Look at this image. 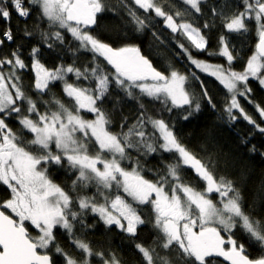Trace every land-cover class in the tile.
Listing matches in <instances>:
<instances>
[{
    "label": "snow or ice",
    "instance_id": "snow-or-ice-1",
    "mask_svg": "<svg viewBox=\"0 0 264 264\" xmlns=\"http://www.w3.org/2000/svg\"><path fill=\"white\" fill-rule=\"evenodd\" d=\"M132 2L145 12L154 11L157 17L163 18L167 28L184 35L191 46L207 50L208 39L201 27L183 19L177 23L175 17L182 18L184 13L169 14L156 0ZM202 2L184 0L197 13L202 11ZM121 3L136 25V31L142 32L148 26L145 20L125 0ZM240 7L242 10L233 11L231 15L215 7L211 11L229 33L248 32V25L255 22L258 42L243 72L231 69L237 57L223 34L219 37L218 54L226 57L227 69L194 59L184 44L179 47L196 68L216 77L231 94L224 109L228 122L242 117L264 134V127L237 99L238 96L247 97L252 91L247 87L249 77L256 78L264 87V72L261 71L264 69V0H240ZM108 10L104 0H0V20L9 25L0 30V46L5 41L14 42L9 24L13 12L21 18L36 12L50 28L59 29L41 32L45 42L53 38L63 42L65 36L60 30H64L79 42V49L94 54V61L103 57L114 69L108 73L97 64L83 70L74 65H60L49 70L36 59L40 49L33 47L30 55L35 70V89L42 97L50 91L51 82L61 81L63 93L70 101L65 104L55 96L51 100L33 99L24 92L20 76L16 74L17 69L26 67L20 46L10 57L0 59V68L11 66L7 74L0 71V184L10 193V197L0 203V264H56L54 257L57 255L62 257L64 264H91L93 256L99 257L102 264H121L114 252L105 258L103 251H94L89 242L76 236L77 225L81 232L95 227L84 222L89 213L96 214L106 228L115 226L132 239L140 226L152 223L158 233L155 246L135 244L143 264H221V258L223 264H264V219L257 218L251 210L245 211L240 189L227 176L217 175V162L212 156L206 160L199 158L181 142L165 120L148 115L142 103L139 115L127 131H124L126 116L121 118V131L110 130L112 116L102 105L111 96L113 86L131 99L151 97L164 104L168 112L173 108L185 109V120L199 112L201 104L187 90V76L176 70L168 74L158 71L137 45L113 47L91 34L99 26L98 15ZM214 26L207 21L203 25L204 28ZM33 34L24 28V36ZM69 73L75 74L77 82H68ZM81 78L90 84L81 85L78 82ZM201 93L215 109L202 82ZM119 102L116 99L115 103ZM40 107L45 110L42 112ZM255 110L264 122V107L256 104ZM82 112L94 114V118L85 119ZM14 114L31 139L17 135L6 123V118ZM93 148L94 154L90 151ZM131 149L145 156L169 153L173 160L165 164L164 169L157 170L158 179L149 180L142 175L139 159L130 170L123 166L125 161L132 160ZM249 151L255 152V145ZM50 165L75 177L67 190L50 177ZM185 168L191 169L204 184L202 190L185 182ZM91 187L96 189L93 195L81 194ZM144 208L151 213L148 220L142 216ZM58 229L63 230L80 251L81 258L61 247L56 235ZM237 231L246 238L248 247L240 242ZM251 247L259 249L255 258L249 252ZM158 248L167 252L161 255Z\"/></svg>",
    "mask_w": 264,
    "mask_h": 264
},
{
    "label": "trees",
    "instance_id": "trees-1",
    "mask_svg": "<svg viewBox=\"0 0 264 264\" xmlns=\"http://www.w3.org/2000/svg\"><path fill=\"white\" fill-rule=\"evenodd\" d=\"M104 2L109 10L98 15L99 26L95 27L91 34L111 44L113 47L125 44L139 46L141 53L152 62L153 66L165 74H168L171 70L184 73L188 77L187 90L201 104V110L185 120L183 119L187 115L185 109L173 108L171 112H168L164 104L151 97H144L141 100L131 99L124 96L122 92L116 90L113 86L111 96L105 99L102 105L112 116L113 125L110 130L113 132L121 131V118L126 116L128 121L124 131H127V127L139 115V105L142 103L148 115L165 120L166 123L174 128L181 142L199 158L206 160L208 156H212L217 162V175L227 176L240 189L244 198L243 207L245 211L251 210L252 214L257 218L264 219V155H261L264 153V134H261L258 129L248 124L242 117L238 118L237 121L228 122L224 109L227 101L231 98V94L227 92L216 77L196 68L188 58V54L179 47L180 44H184L191 52L193 58L222 64L227 69L229 68V63L226 57L218 54L221 47L219 37L223 34L229 42V48L232 50L233 55L237 57L231 63V69L236 72H243L246 68L247 60L254 54L255 45L258 42L254 27L255 22L253 21L248 25L250 29L248 32L229 33L226 28L221 26L220 19L211 11L215 7L218 11L223 9L225 14L231 15L233 11L242 10L240 0H203L201 13L190 9V6L186 5L184 0H156L157 4L164 5V10L169 14L175 15L177 11H180L184 13L181 19L201 27L202 34L208 39L206 51L198 50L191 46L184 35L179 32L173 33L171 29L167 28L162 17H157L154 11L145 12L134 5L132 0H125V2L129 7L135 9L137 15L144 19L148 25L142 32L136 31V25L132 22L121 0H104ZM206 21L213 23L215 26L204 28L203 25ZM9 24L15 39L14 42L5 41L3 46H0V59L10 57L12 51L20 46L21 59L24 60L26 67L17 69L16 73L20 76L19 83L24 92L33 99L51 100L55 96L65 104L70 103L67 96L63 93V82L61 81L51 82L49 85L50 91L42 97L35 89V70L32 67L33 58L30 55L33 47L40 49L36 59H39L50 70L60 65L65 67L74 65L83 70L85 67H95L99 64L108 73L114 71L103 57H98L94 61V54L91 51L79 49V42L75 41L71 34L64 30H60L65 36L63 42L56 41L54 38L45 42L41 38V32L57 31L59 29L50 28L46 20L41 21L38 18L36 12H33L28 18H21L13 12ZM7 26L9 25L0 20V30ZM25 27L34 33L31 37L23 35ZM154 33L155 35H153ZM49 44L52 47H49ZM76 49H79V51ZM3 67L9 66L5 65ZM66 79L69 83L77 82L74 73L67 74ZM78 82L81 85L90 84V81H85L82 78ZM201 82L207 89L208 95L211 96L212 103L216 105L215 109L202 96ZM91 86L94 87V84ZM247 87L251 88L252 91L247 97L239 96L238 100L245 111L264 127V122H262L259 113L255 110L256 104L264 107V87L254 77H249ZM116 99H119V104L115 103ZM40 110L43 112L45 109L40 107ZM236 111L234 110V112ZM81 114L86 119L94 118V114L85 112ZM6 123L17 135H21L25 140L32 138L26 130L21 129L15 114L6 118ZM253 145L256 147L255 152L249 151ZM90 151L94 154L95 149H90ZM130 155L132 160L125 161L123 166L130 170L131 167L136 166L135 161L139 159L143 167L142 175L146 179L153 181L158 179L157 170L164 169L165 164L173 160L172 154L161 152L145 156L138 155L135 149H131ZM49 175L54 182L65 187L66 190L67 185L75 178L63 169L51 165L49 166ZM183 176L185 182L190 183L198 190L204 188V184L191 169L185 168ZM95 191L96 189L91 187L84 190L81 194L91 196ZM120 194L131 202L130 197H126L122 190H120ZM9 197L10 193L7 187L0 184V203ZM142 216L145 220L149 219L151 213L148 208L143 209ZM84 222L88 225H95V227L81 232L79 225H77L76 236L89 242L94 251H103L105 258H108L110 253L114 252L121 260V264H143L142 256L136 249L135 244L140 243L146 247L155 246L154 241H156L158 236L157 230L153 228L152 223L140 226L136 237L132 239L115 226L110 229L106 228L96 214H87ZM56 235L58 242L66 252L78 259L81 258L80 251L75 248L63 230L58 229ZM237 237L240 242L245 243L246 247H248V241L239 231H237ZM157 251H160L161 255L167 252V250L161 251L159 248ZM249 252L253 258L259 255L257 247L249 248ZM54 259L56 264H64L62 257L59 255L55 256ZM91 264H102V260L93 256ZM221 264H223L222 258Z\"/></svg>",
    "mask_w": 264,
    "mask_h": 264
},
{
    "label": "rangeland",
    "instance_id": "rangeland-1",
    "mask_svg": "<svg viewBox=\"0 0 264 264\" xmlns=\"http://www.w3.org/2000/svg\"><path fill=\"white\" fill-rule=\"evenodd\" d=\"M177 21V23H179L181 21V17H175ZM196 59V58H194ZM197 60H200V61H204L208 64H211V65H222V64H217V63H212V62H209V61H206V60H202V59H197ZM9 66V65H8ZM11 70V66L9 67H3V68H0V71H3L5 74H7L9 71ZM50 70V69H49ZM201 70V69H199ZM202 71V70H201ZM262 72H264V69L261 70ZM204 72V71H203ZM205 73H208V72H205ZM17 74V73H16ZM182 75H185L184 73H181ZM210 74V73H209ZM186 76V75H185ZM243 90V88L241 87V91ZM14 91V90H13ZM239 97V96H238ZM237 97V99H238ZM86 119V118H85ZM214 200L216 199L215 196L212 197ZM131 199V198H130Z\"/></svg>",
    "mask_w": 264,
    "mask_h": 264
}]
</instances>
